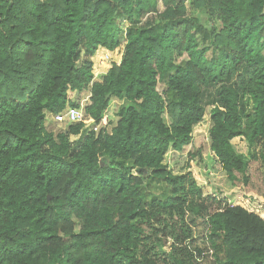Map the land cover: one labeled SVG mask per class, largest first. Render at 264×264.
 <instances>
[{
    "label": "trees",
    "instance_id": "1",
    "mask_svg": "<svg viewBox=\"0 0 264 264\" xmlns=\"http://www.w3.org/2000/svg\"><path fill=\"white\" fill-rule=\"evenodd\" d=\"M120 45L93 81L98 49ZM215 87L209 149L249 185L232 141L264 143V0H0V264H264V219L165 164ZM86 92L93 123L46 128Z\"/></svg>",
    "mask_w": 264,
    "mask_h": 264
},
{
    "label": "rangeland",
    "instance_id": "2",
    "mask_svg": "<svg viewBox=\"0 0 264 264\" xmlns=\"http://www.w3.org/2000/svg\"><path fill=\"white\" fill-rule=\"evenodd\" d=\"M122 49L123 45L111 52L102 48L98 49L92 58L93 81H100L101 76L113 64H119ZM217 91V87L207 91L202 99L205 115L203 121L194 128L192 144L185 148L182 153L170 151L165 157V164L173 174L189 173L202 189L204 196H215L225 204L241 206L264 219V143L250 147L243 138H235L232 141L235 150L250 162L251 184L249 185H243L240 181L229 180L209 149L208 130L211 126L209 116ZM88 96L89 92H86L79 98V104L82 108L89 104ZM72 100H75V97ZM117 107L118 103L111 101L105 112L106 122H111L109 128L117 121L115 113ZM66 124L68 123L56 124L52 115H48L45 121L46 128L55 133L63 130ZM199 148H201V160L200 157H197L196 160L188 163V152ZM164 193H166V189L163 183H152L147 193L148 199L151 197L160 198ZM186 220L192 230V239L195 245L205 247V225L199 220L195 223L190 218ZM170 244V240H168L166 246ZM208 255L210 259L211 255ZM212 258L209 263L213 262L214 259Z\"/></svg>",
    "mask_w": 264,
    "mask_h": 264
},
{
    "label": "built area",
    "instance_id": "3",
    "mask_svg": "<svg viewBox=\"0 0 264 264\" xmlns=\"http://www.w3.org/2000/svg\"><path fill=\"white\" fill-rule=\"evenodd\" d=\"M106 116L102 119L99 126H106L108 122H106ZM53 119L56 124L62 123H83L85 125H89L93 123V120L87 118L84 113V109L81 108H66L63 112L56 114L53 116ZM95 129V128H94Z\"/></svg>",
    "mask_w": 264,
    "mask_h": 264
},
{
    "label": "crops",
    "instance_id": "4",
    "mask_svg": "<svg viewBox=\"0 0 264 264\" xmlns=\"http://www.w3.org/2000/svg\"><path fill=\"white\" fill-rule=\"evenodd\" d=\"M103 50H105V49H103ZM109 52V51H108ZM120 62V61H119ZM263 219V218H262Z\"/></svg>",
    "mask_w": 264,
    "mask_h": 264
},
{
    "label": "clouds",
    "instance_id": "5",
    "mask_svg": "<svg viewBox=\"0 0 264 264\" xmlns=\"http://www.w3.org/2000/svg\"><path fill=\"white\" fill-rule=\"evenodd\" d=\"M84 109V108H83Z\"/></svg>",
    "mask_w": 264,
    "mask_h": 264
},
{
    "label": "water",
    "instance_id": "6",
    "mask_svg": "<svg viewBox=\"0 0 264 264\" xmlns=\"http://www.w3.org/2000/svg\"><path fill=\"white\" fill-rule=\"evenodd\" d=\"M108 97V96H107Z\"/></svg>",
    "mask_w": 264,
    "mask_h": 264
}]
</instances>
